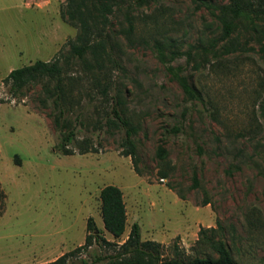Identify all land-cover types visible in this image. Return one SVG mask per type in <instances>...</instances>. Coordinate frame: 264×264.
<instances>
[{
    "label": "rangeland",
    "instance_id": "obj_1",
    "mask_svg": "<svg viewBox=\"0 0 264 264\" xmlns=\"http://www.w3.org/2000/svg\"><path fill=\"white\" fill-rule=\"evenodd\" d=\"M111 2L97 61L70 52L80 28L63 15L67 0H0V264L56 260L84 243L89 218L119 244L138 223L142 240L161 243L166 257L174 243L186 256L213 254L198 245L199 232L220 223L239 264H264V41L243 25L221 39L215 7L228 0ZM128 13L130 39L122 34ZM56 59L64 100L55 80L16 94L3 81L14 69ZM169 68L202 99L186 96ZM58 106L75 132L74 155L56 150ZM114 108L137 130L138 171L123 154ZM107 185L124 194L120 239L103 225Z\"/></svg>",
    "mask_w": 264,
    "mask_h": 264
},
{
    "label": "trees",
    "instance_id": "obj_2",
    "mask_svg": "<svg viewBox=\"0 0 264 264\" xmlns=\"http://www.w3.org/2000/svg\"><path fill=\"white\" fill-rule=\"evenodd\" d=\"M136 7L148 4L152 0H134ZM111 0H67L65 19L76 24L80 33L75 41H70V52L73 56L82 59L87 53H91L97 61L103 59L105 43L108 34L103 29L110 23L109 15L113 13ZM217 18L222 25L223 41L231 38L237 28L243 25L264 41V0H228L226 4L217 5ZM128 28L122 30V34L128 39L132 36L135 25L133 19L127 15ZM176 54V53H175ZM167 55L160 50V57ZM178 80L186 96L194 100H201L202 96L192 87L187 78L178 75L172 68L168 69ZM63 68L58 59L45 62L38 60L35 63L12 70L3 80L10 86V92L19 93L31 84L44 83L55 80L57 82L58 99L64 100L61 77ZM114 120L112 124L124 131V151L126 157H131L134 168L137 170V151L134 137L137 133L135 127L124 117L121 109H113ZM54 124L61 133V141L57 145V152L62 155H74L69 147L75 139V132L65 122V111L58 106V113L54 116ZM81 154L88 152L81 149ZM97 152V151H95ZM158 157L163 160L166 151L159 147ZM164 173L162 178H166ZM6 195L0 186V212L3 209ZM101 214L104 229L115 239H120L126 232L127 209L122 190L114 185L104 186L100 192ZM87 235L82 245L72 251H68L56 260L42 264H239L233 257L232 252L224 240L225 228L218 223L217 228H201L198 245L207 248L213 254L204 256H186L177 243L172 247L173 256L164 255L163 245L153 240H142L141 227L134 223L127 239L119 244L108 241L103 233L97 228L93 218L87 221ZM230 232H235L231 226ZM111 250L107 255L92 252L94 246Z\"/></svg>",
    "mask_w": 264,
    "mask_h": 264
}]
</instances>
